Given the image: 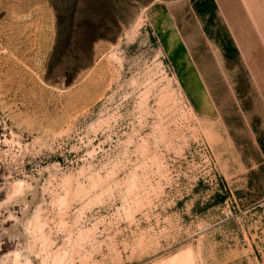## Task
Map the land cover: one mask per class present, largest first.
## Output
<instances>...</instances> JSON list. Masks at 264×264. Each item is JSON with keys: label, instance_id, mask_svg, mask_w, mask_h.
I'll return each mask as SVG.
<instances>
[{"label": "rangeland", "instance_id": "obj_1", "mask_svg": "<svg viewBox=\"0 0 264 264\" xmlns=\"http://www.w3.org/2000/svg\"><path fill=\"white\" fill-rule=\"evenodd\" d=\"M207 1L0 0V264H264V202L226 186L213 103L254 149Z\"/></svg>", "mask_w": 264, "mask_h": 264}, {"label": "crops", "instance_id": "obj_2", "mask_svg": "<svg viewBox=\"0 0 264 264\" xmlns=\"http://www.w3.org/2000/svg\"><path fill=\"white\" fill-rule=\"evenodd\" d=\"M250 6L248 0H208L202 8L203 13L200 6L196 7V12L213 55L225 57L227 65L235 67L224 69V72L237 79L233 78L229 88L236 96L233 105L242 117L237 122L246 130L254 155L240 149L243 139L235 133L239 126L232 123L233 115L220 110L217 104L213 106L217 113L221 112L218 122L233 154V161L223 162L228 175L226 186L232 198L239 202L250 199L249 205L253 206L264 202V34ZM239 58L250 61L249 71ZM175 61L178 63L177 58ZM247 73H252L256 81L246 80ZM248 189L252 194L246 193Z\"/></svg>", "mask_w": 264, "mask_h": 264}]
</instances>
